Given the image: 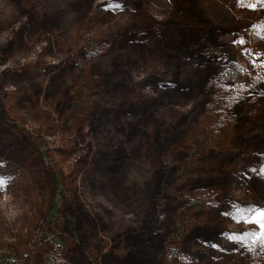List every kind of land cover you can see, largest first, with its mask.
<instances>
[{
    "label": "rangeland",
    "instance_id": "obj_1",
    "mask_svg": "<svg viewBox=\"0 0 264 264\" xmlns=\"http://www.w3.org/2000/svg\"><path fill=\"white\" fill-rule=\"evenodd\" d=\"M0 255L264 264V0H0Z\"/></svg>",
    "mask_w": 264,
    "mask_h": 264
},
{
    "label": "trees",
    "instance_id": "obj_2",
    "mask_svg": "<svg viewBox=\"0 0 264 264\" xmlns=\"http://www.w3.org/2000/svg\"><path fill=\"white\" fill-rule=\"evenodd\" d=\"M0 264H14V261H8V262H4V260L2 259V255H0Z\"/></svg>",
    "mask_w": 264,
    "mask_h": 264
},
{
    "label": "snow or ice",
    "instance_id": "obj_3",
    "mask_svg": "<svg viewBox=\"0 0 264 264\" xmlns=\"http://www.w3.org/2000/svg\"><path fill=\"white\" fill-rule=\"evenodd\" d=\"M252 7H255V5H252ZM245 212H252L254 211L253 209H245ZM233 239H238V237H232Z\"/></svg>",
    "mask_w": 264,
    "mask_h": 264
}]
</instances>
